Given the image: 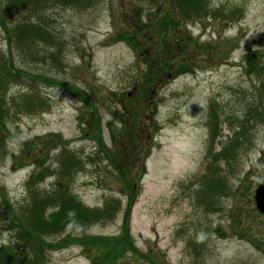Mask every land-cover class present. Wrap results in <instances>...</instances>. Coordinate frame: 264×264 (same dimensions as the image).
<instances>
[{
  "label": "rangeland",
  "instance_id": "rangeland-1",
  "mask_svg": "<svg viewBox=\"0 0 264 264\" xmlns=\"http://www.w3.org/2000/svg\"><path fill=\"white\" fill-rule=\"evenodd\" d=\"M152 1L48 6L37 18L30 7L4 10L12 0H0V20L9 29L26 18L38 19L57 40L50 53L44 45L36 47V61L29 57L33 48L12 50L15 66L61 84H35L48 109L19 114L10 107L6 151L0 155V209L18 218L32 199L52 196L58 188L90 210L119 203L85 231L41 238L50 246L43 264L102 259L111 245L106 240L123 233L131 193L98 147L100 136L120 169L139 164L143 170L130 175L138 186L127 221L135 252L114 264H264V215L253 200L256 187L264 184V103L257 93L264 76L260 81L248 73L260 61L245 60L250 50L264 58V0H206L207 17L188 22L170 13L167 0ZM160 10L171 15L167 23L149 20ZM127 33L143 46L138 55L125 41H109ZM54 52L56 67L45 60ZM0 53H8L1 26ZM156 54L163 63L162 72L159 67L155 72L160 78L153 76L144 87L149 68L140 60ZM31 86L12 84L7 98L26 94ZM253 111L256 120L242 129L240 123ZM228 146L233 158L219 160L210 175L214 156ZM63 149L75 156L69 174L58 175ZM33 173L39 175L28 181ZM220 178L224 184L215 191L212 181ZM0 224V247L17 248Z\"/></svg>",
  "mask_w": 264,
  "mask_h": 264
},
{
  "label": "trees",
  "instance_id": "trees-1",
  "mask_svg": "<svg viewBox=\"0 0 264 264\" xmlns=\"http://www.w3.org/2000/svg\"><path fill=\"white\" fill-rule=\"evenodd\" d=\"M12 0V2L8 5L4 10H17L19 8L25 7L29 8L30 16L40 17L39 11L51 6L53 8L58 6H68L75 7L79 9H85L96 6L101 0ZM50 1V2H48ZM153 3L156 0L152 1ZM167 2L171 5L170 13L177 15L184 21L188 22L194 18L202 19L207 17L209 4L206 0H167ZM22 8L21 10H27ZM1 12V17H4L3 12ZM242 16V11H237ZM217 14H219L217 12ZM149 20L162 19V22L167 23L168 20L171 19V15L169 13L160 12H152L148 15ZM0 20L1 28L6 32V39L8 43V53H0V155L5 153V138H6V122L9 119L11 114L10 107L13 106L20 114V112L26 113H36L38 111H43L49 108V102L45 96L40 95L35 84L41 85H57L61 87V84L58 82H54L53 80L42 77L40 74H30L24 73V71L17 68L13 62L11 57L12 50H19L21 53L26 47L33 48L32 54L29 57L32 58V61H36L35 58L39 55L33 54L36 47L41 48V45L45 46V51L50 53L57 48L56 38L55 36L43 25H41V21L37 19L36 23H31L29 19H24V21L19 22L15 27L11 26L9 29L7 24L4 23L3 18ZM153 19V20H154ZM117 38L114 36L110 38L109 41L112 43L125 41L129 46L133 48V50L138 55L144 48L142 45H137L133 43L132 34H115ZM161 42V41H160ZM165 42H163L164 44ZM59 53L54 52V56L52 58L45 59L46 63H50L56 67L59 63L56 61V56ZM251 56L254 57V60L260 61L257 65H252L248 68V73L250 75H255L261 81V76H264V58L262 53L248 51L245 54V60L250 63ZM159 56L156 54L154 56H145L143 60L141 59V63L144 67L149 68L148 72L146 70L145 80L143 82V86H150L148 82L154 80L153 76H155V72L158 67H160ZM171 62V61H170ZM169 62H167L168 65ZM185 65H189L190 63ZM181 67H187L183 66ZM163 67H165L163 65ZM155 78H160L158 75ZM27 81L31 83V89L28 93L19 96L18 98H7V90L8 86L12 84H20ZM262 87H260L258 93V97L260 103H264V80L261 81ZM71 91V90H70ZM75 95H78L75 93ZM83 102L87 104L86 100L83 98ZM255 114L247 116L246 120L241 124L242 129H244L245 125L251 120H256V112ZM250 113V112H249ZM251 114V113H250ZM94 118L96 122L97 130L100 129L99 120H97V116L94 113ZM264 122V120L262 121ZM215 136V134H212ZM239 142V140H236ZM98 147L101 149V152L104 154L105 158L109 161L112 167L118 172L120 178L123 180L124 186L126 189L130 191V198L126 208V217L123 225V233L116 239H108L106 240L107 246L105 254L102 259H99L97 262L93 261L92 264H114L120 258L122 259L123 255L126 253H134L135 249L133 243L128 235V224L129 220L128 214L130 209L134 203L133 197H135V190L138 189V186L131 182L130 175L132 173H141L143 174V170L138 167L137 164L135 167H126V171L119 168V164L117 161L110 159L108 155V151L104 148V142L102 138L99 136L97 139ZM239 147V146H238ZM245 148L244 150H246ZM235 151L230 147H226L222 150L221 153L214 156V162L210 167L212 173H215L214 170L217 168L214 167V164H217L219 160L229 161V159L233 158V154ZM138 155V154H137ZM148 155V151L146 152V156ZM220 155L221 157H219ZM74 154H69L66 149H63L59 154V170L57 172L58 175H66L69 174L70 169L73 166V157ZM118 166V167H117ZM39 175V173L35 174V176ZM215 185V191H220L222 185L224 184L223 179L213 180L212 185ZM135 187V188H134ZM55 190V189H54ZM110 203L105 204V208L103 210H90L84 207L80 202L73 198L72 195L67 191L66 188L63 190L58 188L54 191L52 196L42 197L41 199H32V202L28 207L24 210H21L18 213V218L13 214L9 213L4 209H0V223H2L3 227L13 235L18 246L21 245V248H0V264H43L44 257L49 249V244H44L41 238L47 237L53 234L65 233L70 229H79V231H85L90 226L98 223L99 221L105 219L100 217L101 215H110L113 214L114 206L115 209L119 206V203L109 205ZM52 209L53 212L47 216L46 211ZM111 217V216H110ZM1 225V224H0ZM46 243V242H45ZM90 246L93 244L90 242ZM112 246V247H111ZM111 247V248H110ZM124 258V257H123Z\"/></svg>",
  "mask_w": 264,
  "mask_h": 264
},
{
  "label": "water",
  "instance_id": "water-1",
  "mask_svg": "<svg viewBox=\"0 0 264 264\" xmlns=\"http://www.w3.org/2000/svg\"><path fill=\"white\" fill-rule=\"evenodd\" d=\"M255 202L257 209L264 214V185L259 186L255 191Z\"/></svg>",
  "mask_w": 264,
  "mask_h": 264
}]
</instances>
